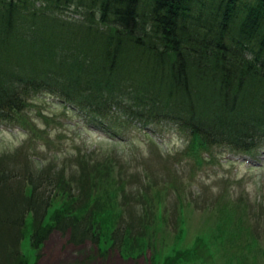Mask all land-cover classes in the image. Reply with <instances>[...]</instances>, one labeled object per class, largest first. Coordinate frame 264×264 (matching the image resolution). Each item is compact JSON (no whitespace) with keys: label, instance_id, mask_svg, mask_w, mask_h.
Instances as JSON below:
<instances>
[{"label":"trees","instance_id":"trees-1","mask_svg":"<svg viewBox=\"0 0 264 264\" xmlns=\"http://www.w3.org/2000/svg\"><path fill=\"white\" fill-rule=\"evenodd\" d=\"M42 94L109 136L169 123L184 138L178 161L201 167L215 148L256 159L264 152V0H0V123L31 130L28 113ZM110 154L90 150L77 159L78 175L48 167L44 177L29 165L12 171L0 157V264H29L26 237L37 264L54 231L103 259L116 250L135 263L149 251L150 264H219L227 240L228 251L264 261V229L251 226L241 200L215 208L214 244L196 235L181 247L193 195L175 180L155 188L146 174H132V186ZM40 184L52 186L48 194Z\"/></svg>","mask_w":264,"mask_h":264},{"label":"rangeland","instance_id":"rangeland-1","mask_svg":"<svg viewBox=\"0 0 264 264\" xmlns=\"http://www.w3.org/2000/svg\"><path fill=\"white\" fill-rule=\"evenodd\" d=\"M73 16L74 13L68 12L67 17ZM33 103L37 105L28 113L33 125L31 130L13 123H0V157L11 161L9 165L13 164L15 168L12 171L20 173L18 168L21 165V172L29 165L33 177H38L41 170L48 167L56 176L63 171L65 176L72 173L78 175L77 159L80 155L90 150H98L103 155L112 153L114 166L120 165L128 172L132 186L138 184L132 174L139 173L141 177L146 174L155 182V188H160L166 180H175L187 195H193L190 199L191 209L183 210L186 221L184 226L188 233L181 240V247H192L196 235H203L210 245L216 242L214 229L218 230L219 217L215 208L226 201H230V205L241 200L242 204L248 206L249 212L246 215L251 220V226L259 225L258 228L264 229V205L260 207L264 204V167L260 169L264 164V152L261 155L258 152L257 158L252 160L240 155H229L231 153L223 148H215L213 159L198 167L191 160L178 161L184 150V138L169 123L151 124L140 130L125 129L115 134L117 136H109L80 119L70 106L54 96L42 94L34 98ZM167 164L174 166L178 172L167 173L164 170ZM41 175L45 176L44 173ZM50 188L45 184L41 186L43 195L48 194ZM217 199L219 202H216ZM174 204L175 196L171 192L168 202L170 214L174 213ZM173 221V217L167 220L169 224L166 230L170 233H165L168 237L166 242L170 241L169 235L172 236L175 230ZM27 239L22 241L21 251L29 264H32L36 250L28 245ZM233 242L242 244V240L234 239ZM258 242L264 252V234ZM228 246L226 240V251L219 264L253 263L252 255L243 258L242 251H228ZM38 254L40 257L37 264H150L149 251L137 258L135 263L132 259L120 257L116 250H112L103 259L90 243L72 245L56 231L44 242ZM258 261L264 264L261 258Z\"/></svg>","mask_w":264,"mask_h":264}]
</instances>
